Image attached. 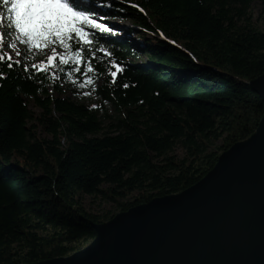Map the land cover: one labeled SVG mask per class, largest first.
Segmentation results:
<instances>
[{
  "label": "trees",
  "instance_id": "obj_1",
  "mask_svg": "<svg viewBox=\"0 0 264 264\" xmlns=\"http://www.w3.org/2000/svg\"><path fill=\"white\" fill-rule=\"evenodd\" d=\"M81 1L94 16L130 21L137 41L95 30L103 48L84 61L95 108L62 97L68 65L8 68L0 47V264L68 256L94 238L91 224L193 186L264 113L248 85L264 74V0ZM113 62L123 69L115 82ZM82 196L116 212L92 214Z\"/></svg>",
  "mask_w": 264,
  "mask_h": 264
},
{
  "label": "water",
  "instance_id": "obj_2",
  "mask_svg": "<svg viewBox=\"0 0 264 264\" xmlns=\"http://www.w3.org/2000/svg\"><path fill=\"white\" fill-rule=\"evenodd\" d=\"M248 85L264 104V74ZM91 227L83 248L29 264H264V113L193 186Z\"/></svg>",
  "mask_w": 264,
  "mask_h": 264
},
{
  "label": "snow or ice",
  "instance_id": "obj_3",
  "mask_svg": "<svg viewBox=\"0 0 264 264\" xmlns=\"http://www.w3.org/2000/svg\"><path fill=\"white\" fill-rule=\"evenodd\" d=\"M140 10L143 11L142 8ZM4 20L18 34V42L27 46L29 51L50 49L46 60L31 64L32 70L47 73L51 68L68 65L69 77L73 72L85 74L83 82L72 79V83H78L79 87L91 85L95 88L93 77L89 74L95 69L92 63L85 64L84 61L88 56L95 58L96 52L103 48L102 44L93 47L98 41L95 30H99L100 38L114 30L107 24L98 22L92 12L85 11L73 0H0V26ZM7 34L6 31H0V47L17 49L15 43L5 42ZM57 46L62 51H58ZM104 51L108 54L106 49ZM22 55L24 54L20 50L15 51L16 57ZM5 59V55L0 53V62ZM7 60V67L12 68V57L8 56ZM20 63L19 59L15 60V64ZM113 66L115 70L110 72V76L115 82L118 73L123 69L118 62H113ZM24 69L29 71V65L25 64ZM52 77L57 78L55 72Z\"/></svg>",
  "mask_w": 264,
  "mask_h": 264
},
{
  "label": "rangeland",
  "instance_id": "obj_4",
  "mask_svg": "<svg viewBox=\"0 0 264 264\" xmlns=\"http://www.w3.org/2000/svg\"><path fill=\"white\" fill-rule=\"evenodd\" d=\"M253 12H254V18L257 17L258 14V7L257 5L253 6ZM98 19V22H102L107 24L109 27L113 28L115 30L116 35L119 37H125L131 40L132 43H136V38L130 34L127 33V29L132 28V25L130 21H122V20H116V21H111V20H106V19H100V17H95ZM136 29V28H134ZM0 31H6L8 34L5 35V42L6 43H15L17 45V49L20 50L24 55L21 57H16L15 56V51L17 49H9L7 47H1L3 49V53H6L8 56L12 57V60L19 59L21 61L22 65H29L31 66L32 63H38L40 60H45L46 56L50 54V49H42V50H32L29 51L27 46L20 44L18 40L16 39V36L18 35L15 33L14 29H11L10 26L8 25V21L4 20L2 22V26H0ZM114 34V31H113ZM147 35V34H146ZM58 51H62L58 46ZM142 59H138V62H141ZM72 79H76L74 77H64L59 81V86L62 90V97L70 99L76 103H81L84 104L90 108H95L99 105V100L96 98L95 94L92 92L93 87L91 85H87L85 87H79L78 83L74 84L72 83ZM77 80V79H76ZM83 82V81H82ZM97 85V84H96ZM51 88L49 91L51 92ZM56 91H53L54 95L56 94ZM87 93V95H85ZM28 105L29 109L34 113V115L39 114V109L34 105L33 101L28 99ZM108 109V114L112 115L113 114V109L111 107H108L105 105ZM38 133L40 135L44 136V133L42 130L39 128ZM176 154L179 157H182L183 152L180 150H176ZM136 194H132V196L128 200H133ZM81 202L84 206V208L92 213V214H99L102 212H107L111 211L112 213H115V206L111 205L109 203H103L100 200H95L92 202L91 198L82 196L81 197ZM39 234H44L39 232ZM84 243H80L78 248H83Z\"/></svg>",
  "mask_w": 264,
  "mask_h": 264
}]
</instances>
